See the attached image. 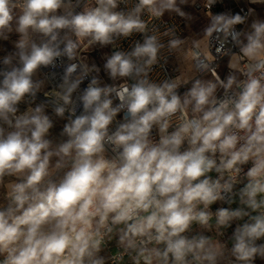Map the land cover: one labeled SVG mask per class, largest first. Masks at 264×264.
Segmentation results:
<instances>
[{
    "label": "clouds",
    "instance_id": "9594fccd",
    "mask_svg": "<svg viewBox=\"0 0 264 264\" xmlns=\"http://www.w3.org/2000/svg\"><path fill=\"white\" fill-rule=\"evenodd\" d=\"M125 2L87 0L77 11L80 0H0V40L17 36L0 58V264L264 261V19L238 31L248 15H213L216 0H206L205 36L222 34L239 49L222 50L228 75L221 79L197 42L184 59L200 76L156 82L160 52L183 41L149 22L187 17V0H136L118 10ZM136 33L142 42L105 59L113 83L92 76L74 99L100 71L81 52L115 48ZM161 35L172 37L167 45ZM64 59L57 88L32 107L45 83L37 73ZM21 103L29 104L23 112ZM49 105L55 117L69 113L59 140ZM217 203L228 206L213 211ZM113 239L117 251L102 255Z\"/></svg>",
    "mask_w": 264,
    "mask_h": 264
},
{
    "label": "built area",
    "instance_id": "2783aa9c",
    "mask_svg": "<svg viewBox=\"0 0 264 264\" xmlns=\"http://www.w3.org/2000/svg\"><path fill=\"white\" fill-rule=\"evenodd\" d=\"M73 5H76L77 0H72ZM136 0H126L125 3H122L119 5V9H124V8H131L135 4ZM87 3V0H80V4L78 7H76L77 11L82 10L84 4ZM206 0L200 4V9L206 11V13L209 11L205 7ZM248 6L241 7L239 9V12L241 15H248V18L251 16V14L254 12V3H251L250 0H248ZM252 10L251 13L249 10ZM211 13L213 15L218 14V13H230V6L227 2V0H216V3L212 5L210 9ZM145 20H148V17L145 15L142 17ZM158 28L159 32L163 34L166 30L169 28H174L175 29V38H181V36L185 33V27H186V22L185 18H181L180 16L176 15L175 13L170 14L168 16H164L161 20L157 21H151L149 22V29L152 30L153 28ZM236 29L238 27L236 26ZM151 34V33H150ZM172 38L170 36H165L161 35V40L165 45H167V41ZM142 35L141 34H133L131 37L126 38V39H121L117 41V45L114 48L113 46L109 45L107 47H99V46H94L92 48L87 49L86 51H82L80 55V59L89 64H95L99 69V73H91L88 77H86L82 83L79 86V89L77 90L76 93H74V99L78 97L79 93L85 89L92 76H97L100 79L101 84H108L105 83V79H109L108 75L105 73L103 69V65L105 63V59L107 56L111 55V53L115 50H123V51H130L131 46L135 41H141L142 42ZM194 45V44H193ZM193 45L190 47V49L193 47ZM201 51H207L212 57H214V61L212 62L211 66L216 67L218 75L221 77V79H224L230 69L228 68V60L224 68V73L220 74L219 67L222 61H224L228 55H222V50L223 51H230V52H238L239 49L236 47L230 40H226L222 34L218 33H213L210 37L205 36V50H203L200 47ZM175 54V50L170 51L167 47H165L159 54V62L153 66L152 71L150 72V79L156 82L162 81L167 78H175L177 76L176 69L174 65L172 64V57ZM5 55H0V58H2ZM68 61L64 59L61 62L57 63V66L55 68H42L39 70L37 73L36 79H41L44 80L45 83L43 87L40 89V91L37 93L35 102L36 103H47L48 97L45 96L46 92H51L53 89H56L58 84L60 83V77L63 74V67L65 64H67ZM198 75H201L199 73H196ZM203 75H210V73H206ZM211 76V75H210ZM129 83H132V81H129ZM179 92L181 93V88L179 89ZM218 95H222V90L218 92ZM34 102V103H35ZM114 103H118V101H114ZM24 105V107H28L29 105L27 103H21L20 106ZM77 109V115L80 114V111H82V107L77 103L74 105ZM23 109V111L26 110ZM46 110L50 111L52 113V107L49 105ZM21 111V112H23ZM53 114V113H52ZM54 115V114H53ZM69 113H65V119H67ZM117 121H120L123 119V113L118 114L117 116ZM213 176L215 175L214 173L212 174ZM218 207H227L228 205L216 204ZM238 204H233L232 207H238ZM216 210V209H215ZM235 223L233 224L232 227L228 228L225 231V236L221 237L223 240H227L231 234L232 231L234 230ZM264 242V241H261ZM229 247L231 246V241L228 240ZM117 251V244L116 240L113 239V241L110 242L108 245L107 249L103 252L105 256H110L113 253ZM127 260V257L125 258Z\"/></svg>",
    "mask_w": 264,
    "mask_h": 264
},
{
    "label": "rangeland",
    "instance_id": "374dc122",
    "mask_svg": "<svg viewBox=\"0 0 264 264\" xmlns=\"http://www.w3.org/2000/svg\"><path fill=\"white\" fill-rule=\"evenodd\" d=\"M205 0H187V4L181 5L182 10L185 11L188 15L185 17L186 27H185V33L181 36V40L183 41V44L181 47L177 50H175V54L172 57V64L174 65L176 69L177 76L180 77H187L192 75H197L194 72V70L191 68V64L189 61L184 59V54L187 52L190 47L194 44L199 42L200 47L205 50V28L209 25V17L206 13V11L200 9V4H202ZM246 2H248L246 0ZM229 4V3H228ZM258 5L257 7L254 6V9L256 7V17L259 19H264V3H256ZM239 12V9H238ZM173 14V13H171ZM240 14V12H239ZM170 15L169 13H166L164 16ZM250 22H248L246 28H249ZM243 38V37H242ZM17 39V36L15 34L11 35L8 40H0V55H6L8 52L13 50V42ZM227 58L221 62L219 67V73H224V68L227 63ZM176 76V77H177ZM201 78L209 79L211 78L210 75H202ZM105 83L111 84L113 81L110 79H105ZM187 87H190L189 85H185L181 87V94L187 90ZM36 104L39 103H32L31 106L35 107ZM29 105V104H28ZM20 111H23L26 107L24 105L19 106ZM46 112L49 115L53 116L54 119V127L51 130V137L53 139H56V135L54 133L56 128H60L62 130L63 125L67 122V119H61L58 117H55L50 111L46 110ZM57 140V139H56ZM218 208L217 205H213L212 209L215 211V209ZM104 255V253H101ZM256 264H264V261H261L259 258L256 260Z\"/></svg>",
    "mask_w": 264,
    "mask_h": 264
},
{
    "label": "crops",
    "instance_id": "0c3cea01",
    "mask_svg": "<svg viewBox=\"0 0 264 264\" xmlns=\"http://www.w3.org/2000/svg\"><path fill=\"white\" fill-rule=\"evenodd\" d=\"M248 1V0H247ZM227 2L229 3V6H230V13L229 14H236V13H239L238 12V9H240L241 7H245V6H248V2H246V0H227ZM254 6H258V5H254ZM256 7L254 9V12L251 14V16L248 18V21L246 24L244 25H237L238 29H240V31H247L249 28H246L248 22H252L253 19H257L256 17ZM242 38V37H241ZM62 130H60V128H56L54 133L56 135V139L59 140L61 139L60 137V132Z\"/></svg>",
    "mask_w": 264,
    "mask_h": 264
},
{
    "label": "bare ground",
    "instance_id": "6f19581e",
    "mask_svg": "<svg viewBox=\"0 0 264 264\" xmlns=\"http://www.w3.org/2000/svg\"><path fill=\"white\" fill-rule=\"evenodd\" d=\"M254 4H256V3H254Z\"/></svg>",
    "mask_w": 264,
    "mask_h": 264
}]
</instances>
